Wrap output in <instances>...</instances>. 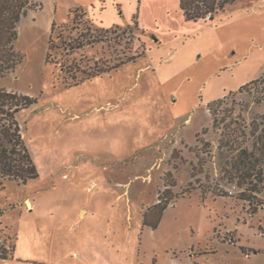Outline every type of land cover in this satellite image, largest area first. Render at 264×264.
<instances>
[{"label":"rangeland","instance_id":"374dc122","mask_svg":"<svg viewBox=\"0 0 264 264\" xmlns=\"http://www.w3.org/2000/svg\"><path fill=\"white\" fill-rule=\"evenodd\" d=\"M17 31L0 89L37 100L18 119L38 178L0 187V264H264V0L198 22L179 0H29ZM61 33L91 40L50 50ZM49 53L134 60L81 82Z\"/></svg>","mask_w":264,"mask_h":264},{"label":"trees","instance_id":"16d2710c","mask_svg":"<svg viewBox=\"0 0 264 264\" xmlns=\"http://www.w3.org/2000/svg\"><path fill=\"white\" fill-rule=\"evenodd\" d=\"M234 1L235 0H179V6L187 22H198L206 19L213 20L219 13L225 11L226 5ZM28 6L29 0H0V77L14 71L23 61V55L16 51L15 44L18 40V23L21 21L22 17L26 15ZM78 12L82 15L85 14L83 10L76 11L75 18L73 19L75 27H78V25H76L78 23L76 22L77 19L81 18ZM61 31H68V26H63ZM84 40L88 43L91 39L85 37L81 33L76 39L67 41L63 37V33H61L57 43L51 41L50 50L58 51L60 45H64V50L67 48L68 51L72 50L71 52H73L74 50L82 48L81 46ZM73 41L74 43L72 44ZM92 44H95V42H92ZM74 45H76V47L72 48ZM56 60H58L56 56L53 57L52 54H48L47 62L57 63L70 77L74 79L80 78L81 82H83L112 70H117L134 59L119 62L113 67H107L100 71L80 70V68L75 65V62L65 67L63 62H56ZM36 103L37 100L29 96L0 89V187L5 181H15L26 184L38 178L37 168L29 155L18 119L21 112L27 110ZM221 103L222 100L219 99L210 104V111L213 110L212 108L214 105H219ZM215 121L216 119L214 118V124ZM242 158L245 159V161L249 160V156ZM262 176L263 173H261V180L263 179ZM248 202L251 204L250 200ZM169 205L170 202L165 201L164 204L159 203L154 207V209L158 211V215L153 223L150 222L149 214L146 213L144 216L145 225L157 229L162 215ZM8 258L9 257L6 255L0 256V259L3 260Z\"/></svg>","mask_w":264,"mask_h":264},{"label":"built area","instance_id":"2783aa9c","mask_svg":"<svg viewBox=\"0 0 264 264\" xmlns=\"http://www.w3.org/2000/svg\"><path fill=\"white\" fill-rule=\"evenodd\" d=\"M262 235H264V234H262Z\"/></svg>","mask_w":264,"mask_h":264}]
</instances>
